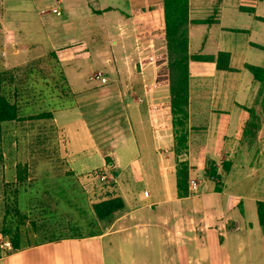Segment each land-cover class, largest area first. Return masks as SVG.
<instances>
[{
  "label": "crops",
  "instance_id": "0c3cea01",
  "mask_svg": "<svg viewBox=\"0 0 264 264\" xmlns=\"http://www.w3.org/2000/svg\"><path fill=\"white\" fill-rule=\"evenodd\" d=\"M27 1L38 19L27 14L10 20L5 0H0V71L13 75L21 89L17 71L24 67L44 87L49 77L36 69L46 67L35 60L54 54L53 85L61 93L30 99L50 102L44 106L53 118L37 121L42 142L25 141L31 121L2 124V134L7 129L13 140L1 144L0 183H17L16 167L27 166L19 198L34 192V198L53 199L54 204L50 212L32 213L37 217L32 222L50 232H69L35 239L16 251L4 247L7 239L0 233V264H264L257 213L264 195L233 190L257 175L252 188L264 184V88L245 68L264 69V22L255 18H264L259 13L264 0L248 7L239 0H189V20L209 21L190 24L189 55L214 60L189 63L188 150L179 159L173 117L167 109H154L170 100L163 58L167 45L150 35L162 28L163 15L161 10L144 11L163 0ZM241 13L250 15L247 24H239ZM45 14L51 16L50 26L43 24ZM31 21H40L38 32L21 24ZM219 53L229 54L233 71L217 68ZM96 73L106 83L93 79ZM21 114L38 112L25 107ZM253 115L255 127L249 126ZM18 133L26 134L23 142H17ZM250 151L254 159L262 158L257 165L245 161ZM181 162L188 165L189 180L199 184L197 192L190 190L189 181L186 195L178 190ZM57 164L65 168L61 174L54 172ZM211 166L216 181L209 176ZM1 189L3 197L4 185ZM113 192L124 208L96 220L92 204ZM248 198L256 205L251 218ZM61 200L77 222L59 212ZM80 213L91 220L93 229L87 233L73 232L80 228Z\"/></svg>",
  "mask_w": 264,
  "mask_h": 264
},
{
  "label": "trees",
  "instance_id": "16d2710c",
  "mask_svg": "<svg viewBox=\"0 0 264 264\" xmlns=\"http://www.w3.org/2000/svg\"><path fill=\"white\" fill-rule=\"evenodd\" d=\"M161 10L163 15L162 28L158 31H151L150 35L160 37L165 40L167 45V54L163 58L168 61L169 69V88H170V100L169 102L154 107V109H167L170 111L174 129L175 146L174 153L179 159L187 153L188 150V120H189V63L191 60L207 61L214 59H206L205 57H196L189 55V26L190 24H209V21H190L189 20V0H163L161 4L154 7H147L144 11ZM250 14H254L253 9H249ZM258 21L264 22L263 17H255ZM264 50L263 47H260ZM54 57V54L52 55ZM55 61V57L53 59ZM229 54L219 53L216 63L219 70L233 71L234 69L229 67ZM55 68V67H54ZM245 68L253 75L254 80L259 82L264 88V69L245 65ZM28 72V71H27ZM26 72V77L23 81V86H15V79L13 75L6 72H0V142L2 140V124L11 122H26V121H39L52 119L51 111L45 110H33L38 114L24 117L21 112L25 107H33L35 105H42L43 101L35 102L30 100L31 98L44 99L48 96H54L61 93L58 89L60 86H54L51 83H47L44 87H36L33 80V72ZM56 73L53 69L52 73ZM38 73V72H36ZM40 73V72H39ZM46 80V79H45ZM23 87V88H22ZM14 89V94L11 92ZM38 89V90H37ZM22 92L24 94L22 95ZM21 93V94H20ZM32 94L34 97H32ZM37 95V96H35ZM44 105V104H43ZM42 109V108H41ZM22 115V116H21ZM256 116L253 115L249 126H256ZM107 163L112 164L110 159L107 158ZM3 153L0 143V167L3 168ZM226 171V169H224ZM29 168L27 166L18 165L16 167V179L17 183L13 184L11 190L12 196H8V190L5 189V203H4V216L2 220V229L0 233L11 244V251L19 250L23 247L30 246L31 240L26 238L22 230V226L26 225L29 220L34 219L32 213L38 211L50 212L51 208L48 207L50 201L53 199L43 200L37 199L31 202H27L25 208L20 209L19 189L23 186ZM216 169L211 166L210 177L212 180L217 179ZM177 185L178 190H184V194L188 193V165L186 162L179 163L177 169ZM218 189V188H217ZM219 190V189H218ZM181 194V193H180ZM182 195V194H181ZM183 196V195H182ZM12 200L13 205L9 204V200ZM31 202V203H30ZM30 203V204H29ZM124 201L117 193H107L103 197L97 199L92 204L93 214L98 221H104L113 216L117 212L124 208ZM23 210H30L27 214ZM257 213L259 223L264 233V202L259 201L257 203ZM30 215V219L29 216ZM32 223V227L37 229L36 223ZM39 227V226H38ZM55 237L44 238V240H52Z\"/></svg>",
  "mask_w": 264,
  "mask_h": 264
},
{
  "label": "rangeland",
  "instance_id": "374dc122",
  "mask_svg": "<svg viewBox=\"0 0 264 264\" xmlns=\"http://www.w3.org/2000/svg\"><path fill=\"white\" fill-rule=\"evenodd\" d=\"M25 1H26V3H25ZM25 1H23V0H5L6 4L4 5V7L7 10V14L6 15L9 16L10 20H11V18H14V17H19V16L20 17H24L27 14H30L32 16L34 15L37 19L39 18V16L37 15V12L34 9V7L32 9V7H30L29 2L27 0H25ZM69 1L72 2V0H69ZM255 1H260V0H239V5L241 7L244 6V5H246L244 7H248L247 5L252 4ZM75 2H77V0H75ZM25 10H29V11L21 12V11H25ZM259 13L264 15V6H260ZM240 15H241V17H243L242 18L243 20H239L240 21L239 24H247L249 19H251L250 15H248L246 13H241ZM50 17L51 16L49 14L42 15L41 18L43 20V24H44V20H45V26H50L49 22L52 21L51 19H49ZM39 22L40 21H38V22L31 21L30 23L21 22V24H24V25L27 24L30 27V29H32L33 31H37L40 28V23ZM238 38L242 40V39H244V36H238L237 39ZM256 38L257 37H255V39ZM257 40H258V38H257ZM53 59H54V57L49 54L46 57L40 58L38 60H35V61H37V63L43 64L46 67V68H43V69H40V67H38L39 69H36V70H38L39 72L41 71L42 75H44L46 77L48 76L49 78L48 77L47 78H48L49 82L51 81L50 82L51 84H53L54 78L56 77L55 74H52V70L50 68V66H52V61L51 60H53ZM0 72H2V71H0ZM26 72L27 71L25 70L24 67H22L19 71H17V75H18L17 78H18L20 86L23 84V81H24V79L26 77L25 76ZM51 74L54 75V76L51 77L50 76ZM33 81L35 82V80H33ZM39 85H40L39 82L34 84V86H36V87H40ZM46 103H50V102H43V104H45V105H46ZM53 103H56V102H53ZM40 104H41V102H40ZM43 104L42 105H35L33 107H28V110H31V111H33V110H37V111H39V110H48L47 107L44 106ZM259 109L261 110L260 106H259ZM25 111H27V109ZM33 112H35V111H33ZM27 125H30L32 127L30 129L31 132L27 133V135L25 134L26 136L23 133L16 134L17 142L18 143L20 141L23 142V140H24L23 137L24 136H25V141L27 140V142H34V143L42 142L43 139L41 138L42 136L40 134L41 133V126L40 125H42V124L40 122H37V121H35V122L31 121ZM7 128L9 129V127H7ZM43 129H46V126H43ZM7 131L8 130L6 129V131L3 132L2 140L0 142L1 144H6L11 139L13 140V137H11V134L9 135ZM253 153H254L253 151H250L249 155H247L245 157V161L248 164H250L253 161L254 165H257L258 162L260 163L262 161L261 160L262 158L257 157V158L254 159V156H253L254 154ZM246 168H247L246 170H248V167H246ZM63 170H65V168H63L62 165L57 164V166L56 165L54 166V172L56 174H61L63 172ZM40 172H41L40 166L36 167L34 175H36V177H39L40 176ZM260 173L262 175H264V171L263 170ZM256 177H255V179H251L250 178L245 183L237 185L235 188H233V190H235L237 192H242L246 196H251L252 194H256L255 196H263L264 195V184L262 182L259 183L260 184L259 185L260 186L259 190H254L252 188L254 185H257L256 183L258 181H255ZM259 177H260V179L263 178V176H261V175H259ZM62 183H64V182H62ZM3 185H4V187H5V185L7 186L6 189L8 190V196H12V192H11V190L13 188L12 182L10 180H8L7 183H4V184L0 183V191L1 192L3 191L1 189L3 187ZM34 195H35V193L31 192L29 194V197H25L24 195L21 196L20 197V209L25 208V206L27 205V202H29V200H31V202H33L34 200H37V199L34 198ZM5 198H6L5 196L0 197V222L1 223H2V220H3V216H4ZM52 203H53V201L50 202V204L48 205V207L51 208V210H53V208H54V204H52ZM9 204L13 205L11 199L9 200ZM253 204L255 205V203H253V201L248 198V200H247V214H248L249 218H251L253 214L256 216V205H255V207H253ZM79 205H82L80 201H79ZM58 209H59V212L65 211V212L69 213L68 214L69 219L73 220L74 222H77L78 219H77L76 214L74 213V216H72L71 209L67 208V205L65 204V202L63 200H61L59 202ZM81 210H82V208H81ZM23 212H26V210H23ZM81 213H80V216H79L80 228H78L77 230H74L73 231L74 233H87L88 231L93 229V227L88 225V223L91 224V220H89V217L87 216V214L85 213L84 215H82ZM36 218L37 217H35V219ZM31 222L28 223V224L26 223V225L22 226V230H23L24 234L26 235V238L29 237V239L31 241H34L35 239L38 240V239L49 238V237H53L54 235H59V234L63 235L64 233H68L69 232V231L68 232L67 231H63L62 232L61 229L55 230L54 232H50L47 229L39 228L38 224H36L37 229H35L34 227H32V223ZM7 242H8V240H6L5 243H7Z\"/></svg>",
  "mask_w": 264,
  "mask_h": 264
},
{
  "label": "built area",
  "instance_id": "2783aa9c",
  "mask_svg": "<svg viewBox=\"0 0 264 264\" xmlns=\"http://www.w3.org/2000/svg\"><path fill=\"white\" fill-rule=\"evenodd\" d=\"M53 13L57 14V15H60V12L57 10V9H54L53 10ZM93 79H101V75L99 73H96L94 76H93ZM103 83H106V79L102 78L101 79ZM101 181L102 182H105L106 181V176H101L100 177ZM217 179H215L216 181ZM189 187H190V190L193 191V192H197L198 189H199V184L195 181V180H189ZM146 195L147 192L145 193ZM4 247L6 248H11V244L9 242L5 243L4 244Z\"/></svg>",
  "mask_w": 264,
  "mask_h": 264
}]
</instances>
